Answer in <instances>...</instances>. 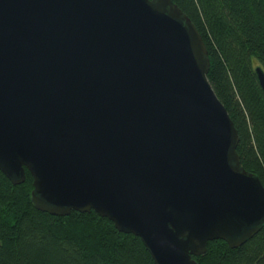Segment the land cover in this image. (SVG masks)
<instances>
[{
	"label": "water",
	"instance_id": "obj_1",
	"mask_svg": "<svg viewBox=\"0 0 264 264\" xmlns=\"http://www.w3.org/2000/svg\"><path fill=\"white\" fill-rule=\"evenodd\" d=\"M173 0H0V170L40 211H95L156 264L264 224V185ZM264 91V70L256 69Z\"/></svg>",
	"mask_w": 264,
	"mask_h": 264
},
{
	"label": "trees",
	"instance_id": "obj_2",
	"mask_svg": "<svg viewBox=\"0 0 264 264\" xmlns=\"http://www.w3.org/2000/svg\"><path fill=\"white\" fill-rule=\"evenodd\" d=\"M206 43L208 79L239 133L241 165L264 185V0H173ZM255 58V60L253 59ZM34 178L15 185L0 170V264H156L142 239L94 210L55 216L33 202ZM199 264H264V224L232 248L208 242Z\"/></svg>",
	"mask_w": 264,
	"mask_h": 264
},
{
	"label": "clouds",
	"instance_id": "obj_3",
	"mask_svg": "<svg viewBox=\"0 0 264 264\" xmlns=\"http://www.w3.org/2000/svg\"><path fill=\"white\" fill-rule=\"evenodd\" d=\"M255 60V58H253Z\"/></svg>",
	"mask_w": 264,
	"mask_h": 264
}]
</instances>
